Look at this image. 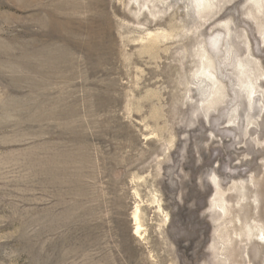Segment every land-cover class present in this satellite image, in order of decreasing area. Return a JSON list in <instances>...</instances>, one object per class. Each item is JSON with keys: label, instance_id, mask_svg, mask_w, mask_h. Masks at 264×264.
Wrapping results in <instances>:
<instances>
[{"label": "rangeland", "instance_id": "rangeland-1", "mask_svg": "<svg viewBox=\"0 0 264 264\" xmlns=\"http://www.w3.org/2000/svg\"><path fill=\"white\" fill-rule=\"evenodd\" d=\"M246 222L264 0H0V264H264Z\"/></svg>", "mask_w": 264, "mask_h": 264}, {"label": "bare ground", "instance_id": "bare-ground-1", "mask_svg": "<svg viewBox=\"0 0 264 264\" xmlns=\"http://www.w3.org/2000/svg\"><path fill=\"white\" fill-rule=\"evenodd\" d=\"M202 1H204V0H197V2L199 3V2H202ZM75 5V4H74ZM65 6H66V8L67 9H70L73 5H71V6H69L68 7V5L67 4H65ZM107 22V21H106ZM70 23H71V20L70 19H67L63 24H62V28L63 29H65L66 30V28H68V26L70 25ZM105 23V22H104ZM70 31V30H69ZM153 34L152 33H149L148 34V36H152ZM149 37V38H150ZM205 56V55H204ZM242 65V64H241ZM207 67H208V65H207ZM212 67V66H211ZM206 68V67H205ZM243 68V67H242ZM241 68V69H242ZM203 69V68H202ZM204 74H205V76L208 78V79H210V80H215L216 81V78H215V75H214V73L213 72H211L210 70H206L205 72H203ZM202 74V73H201ZM213 83V82H212ZM217 82H215V84H216ZM221 83V82H220ZM219 84V83H218ZM217 85V84H216ZM222 85V84H221ZM222 86H220V85H217L216 86V88H215V93H217V92H221V90H222V88H221ZM246 92H247V98H248V100H249V102L250 103H252L253 102V100H254V97H255V94H256V92H257V90H256V85H255V82L252 80V79H250L249 80V83H247V85H246ZM209 96H210V94H209ZM208 98V97H207ZM219 185H217V189L219 190ZM243 187V186H242ZM220 191V190H219ZM241 194V193H240ZM246 192L245 193H243V197H245L246 195ZM213 205H215L216 207H218L219 208V210L223 213V214H226L227 213V211H228V209L229 208H227V205H226V200L224 199V198H221V201L219 202V203H216V201L215 200H213ZM138 212H139V208L137 207L136 208V211H135V214H134V218H135V223H136V227L134 228L135 229V233H138L139 232V230L141 229V224H140V222H139V214H138ZM241 232H239V233H237L236 232V235H243V234H241V233H246V236H248V235H253V236H257V237H260L261 236V239L262 240H264V233H263V229L262 228H260L259 227V225L257 224V223H254V224H252L251 222L249 223V222H246L244 225H243V227H241ZM250 235V236H251ZM249 236V237H250ZM250 238H252V237H250Z\"/></svg>", "mask_w": 264, "mask_h": 264}]
</instances>
